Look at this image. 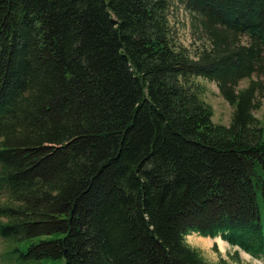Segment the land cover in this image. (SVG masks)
<instances>
[{
	"label": "trees",
	"instance_id": "trees-1",
	"mask_svg": "<svg viewBox=\"0 0 264 264\" xmlns=\"http://www.w3.org/2000/svg\"><path fill=\"white\" fill-rule=\"evenodd\" d=\"M262 100L264 0H0V259L210 264L196 233L264 261Z\"/></svg>",
	"mask_w": 264,
	"mask_h": 264
},
{
	"label": "rangeland",
	"instance_id": "rangeland-1",
	"mask_svg": "<svg viewBox=\"0 0 264 264\" xmlns=\"http://www.w3.org/2000/svg\"><path fill=\"white\" fill-rule=\"evenodd\" d=\"M191 17L192 15L183 6H180L172 18V24L177 32L178 42L190 49L200 46L203 40L199 32H196L195 28L191 26ZM191 82L198 85L201 91V97L211 105L213 109V121L228 125L232 115V106L220 95L215 82L202 77H192ZM247 83L248 79L240 81L238 88L246 86ZM254 114L264 123V100H262L261 106L254 111ZM259 200L261 201V197H259ZM184 238L187 244L192 247L196 246L195 248L198 249L210 264H221V258L228 262V264H264L263 260L252 258L237 247L230 246L219 237H201L196 233H190L185 235ZM204 242H207V244H204ZM214 244H216L218 251L213 249ZM3 248L4 244L0 241V253L3 251ZM0 264L7 263L0 259Z\"/></svg>",
	"mask_w": 264,
	"mask_h": 264
},
{
	"label": "crops",
	"instance_id": "crops-1",
	"mask_svg": "<svg viewBox=\"0 0 264 264\" xmlns=\"http://www.w3.org/2000/svg\"><path fill=\"white\" fill-rule=\"evenodd\" d=\"M204 244H207V242H204ZM196 247V246H195Z\"/></svg>",
	"mask_w": 264,
	"mask_h": 264
}]
</instances>
